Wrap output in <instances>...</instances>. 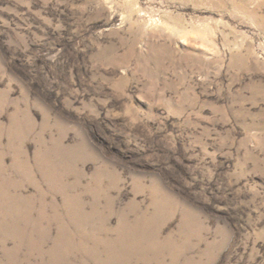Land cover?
Returning a JSON list of instances; mask_svg holds the SVG:
<instances>
[{
	"label": "rangeland",
	"instance_id": "obj_1",
	"mask_svg": "<svg viewBox=\"0 0 264 264\" xmlns=\"http://www.w3.org/2000/svg\"><path fill=\"white\" fill-rule=\"evenodd\" d=\"M0 264H264V0H0Z\"/></svg>",
	"mask_w": 264,
	"mask_h": 264
}]
</instances>
